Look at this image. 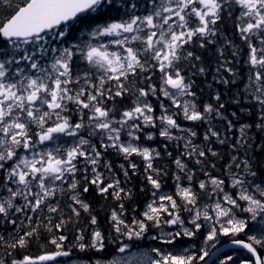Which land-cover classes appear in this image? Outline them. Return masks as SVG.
I'll return each instance as SVG.
<instances>
[{"label":"snow or ice","instance_id":"6c2138e0","mask_svg":"<svg viewBox=\"0 0 264 264\" xmlns=\"http://www.w3.org/2000/svg\"><path fill=\"white\" fill-rule=\"evenodd\" d=\"M0 264H264V0H0Z\"/></svg>","mask_w":264,"mask_h":264}]
</instances>
